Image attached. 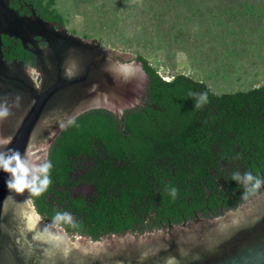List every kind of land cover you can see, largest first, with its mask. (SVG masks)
I'll return each instance as SVG.
<instances>
[{"label": "trees", "instance_id": "obj_1", "mask_svg": "<svg viewBox=\"0 0 264 264\" xmlns=\"http://www.w3.org/2000/svg\"><path fill=\"white\" fill-rule=\"evenodd\" d=\"M17 1L66 27L55 0H10ZM8 38L3 59L33 64L34 56ZM138 59L149 77L144 106L124 112L122 121L104 110L72 121L49 150L48 189L40 196L29 192L44 221L70 236L99 241L216 218L261 190L234 182L232 174L264 177V86L218 95L184 75L166 81L147 59ZM205 92L207 103L197 108L198 97L189 93ZM84 186L86 194L79 191ZM63 212L71 223L55 221Z\"/></svg>", "mask_w": 264, "mask_h": 264}, {"label": "water", "instance_id": "obj_2", "mask_svg": "<svg viewBox=\"0 0 264 264\" xmlns=\"http://www.w3.org/2000/svg\"><path fill=\"white\" fill-rule=\"evenodd\" d=\"M2 36L18 40L34 66L6 62ZM148 83L138 56L35 14L21 16L10 0H0V141L10 139L8 148L48 160L72 121L93 110L122 121L124 112L144 105ZM6 179L0 173V264H264V186L216 218L93 241L44 221L29 192L9 191Z\"/></svg>", "mask_w": 264, "mask_h": 264}, {"label": "rangeland", "instance_id": "obj_3", "mask_svg": "<svg viewBox=\"0 0 264 264\" xmlns=\"http://www.w3.org/2000/svg\"><path fill=\"white\" fill-rule=\"evenodd\" d=\"M55 2L68 32L140 55L166 81L184 75L215 94L264 86V0Z\"/></svg>", "mask_w": 264, "mask_h": 264}, {"label": "clouds", "instance_id": "obj_4", "mask_svg": "<svg viewBox=\"0 0 264 264\" xmlns=\"http://www.w3.org/2000/svg\"><path fill=\"white\" fill-rule=\"evenodd\" d=\"M189 95L198 97L197 108L207 103L206 92L189 93ZM10 143V139L0 141V173H4L7 176L5 180L6 188L16 193L28 191L34 196H40L51 184V161L41 160L39 157L8 148L7 145ZM232 180L249 187L251 190L260 189L264 186V177L254 176L251 172H245L244 174L234 172ZM171 195L175 197V188L171 190ZM54 219L56 222L71 223L72 216L70 213L63 212L57 213Z\"/></svg>", "mask_w": 264, "mask_h": 264}, {"label": "flooded vegetation", "instance_id": "obj_5", "mask_svg": "<svg viewBox=\"0 0 264 264\" xmlns=\"http://www.w3.org/2000/svg\"><path fill=\"white\" fill-rule=\"evenodd\" d=\"M16 5L18 6V7H16ZM16 5H12L11 4V2H10V8H12V9H14V10H16V11H18L19 12V14L21 15V16H27V17H31L33 14H35V16H37V17H39L38 15H37V13H36V11L33 9V7H32V5L31 4H29V3H21L20 1H17V4ZM40 18V17H39ZM40 19H42V18H40ZM43 20V19H42ZM43 21H45V20H43ZM45 22H48V21H45ZM48 23H56V22H48ZM56 24H59V23H56ZM3 38H6V36H2L1 37V39L3 40ZM9 40H11V41H13V44H17V43H19L20 44V42L18 41V40H16V39H14V38H8ZM35 40L36 41H39V39L38 38H35ZM21 45V44H20ZM22 47V46H21ZM38 47L39 48H45L46 47V44L45 43H42V42H39L38 43ZM25 52H27V51H25ZM27 53H29V52H27ZM30 54V53H29ZM33 56V55H32ZM22 62V61H21ZM24 63V62H23ZM25 64V63H24ZM34 64H35V58H34V61H33V64H25L27 67H33L34 66ZM148 79H149V77H148ZM148 85H149V83H148ZM148 87V86H147ZM147 89V88H146ZM145 95H146V92H145ZM145 95H144V97H145ZM143 97V98H144ZM144 106V105H143ZM143 106H141V107H143ZM135 109V108H134ZM133 110V109H132ZM79 191L82 193V194H86L87 193V191H88V189L84 186V187H82V188H80L79 189ZM51 223H53V222H51ZM54 224V223H53ZM135 234H137V233H135ZM144 234H146V232L144 233ZM143 234V235H144ZM138 235V234H137Z\"/></svg>", "mask_w": 264, "mask_h": 264}, {"label": "built area", "instance_id": "obj_6", "mask_svg": "<svg viewBox=\"0 0 264 264\" xmlns=\"http://www.w3.org/2000/svg\"><path fill=\"white\" fill-rule=\"evenodd\" d=\"M164 79V78H163Z\"/></svg>", "mask_w": 264, "mask_h": 264}]
</instances>
